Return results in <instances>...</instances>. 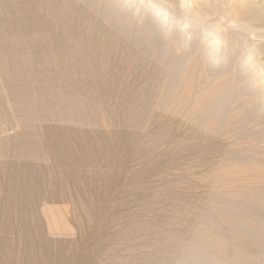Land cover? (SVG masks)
Wrapping results in <instances>:
<instances>
[{
    "label": "rangeland",
    "instance_id": "rangeland-1",
    "mask_svg": "<svg viewBox=\"0 0 264 264\" xmlns=\"http://www.w3.org/2000/svg\"><path fill=\"white\" fill-rule=\"evenodd\" d=\"M102 2L0 0V264H179L230 169L233 133L176 110L186 91L197 98L196 85L177 79L169 90L168 68L143 51L151 33L120 34L99 17ZM255 48L247 64L264 68ZM237 49L227 74L248 57V46ZM255 115L246 131L257 144L264 114ZM52 209L67 211L70 233L51 227Z\"/></svg>",
    "mask_w": 264,
    "mask_h": 264
},
{
    "label": "bare ground",
    "instance_id": "bare-ground-1",
    "mask_svg": "<svg viewBox=\"0 0 264 264\" xmlns=\"http://www.w3.org/2000/svg\"><path fill=\"white\" fill-rule=\"evenodd\" d=\"M259 1L103 0L96 9L99 17L107 23L120 25V29L116 26L120 34L133 36L136 41H142L144 34L151 33L152 38L148 37V41L144 39L148 42L146 43L148 46L143 47V51L147 53L149 48L151 51L148 53L154 55L168 68L164 79H169L171 82L169 90L175 86L174 80L177 79L187 80V88H193L196 85L197 98L191 101L192 93L189 89V92L186 91L188 95L186 103L181 105L178 103L176 108L174 107L176 110L198 118L203 125L215 119L213 123L215 129H224V132L233 133L230 150L228 149L229 152L226 153L231 156L228 160L231 162L230 169L216 178L210 213L201 220L197 234L194 233L191 241H188L179 264H264V138H261L262 142L255 144L252 138L254 134L246 131L249 122L254 119L252 115L258 112L264 114V68L262 62H253L248 65L256 60H253V56L256 57L254 47L261 51L264 48V27L259 26L260 28L257 29L258 27L255 28L256 26L252 24L254 16L264 12V1L262 3ZM196 8L199 10L196 11ZM179 12L186 20L188 19V22L194 18L196 25L194 28L203 29L202 36L199 32L191 33L190 25L180 20ZM210 15H216L218 20L206 23L205 27L207 17ZM224 26H231L234 30L239 29L234 35H239L240 38L235 39L236 36L233 38L231 34H226ZM96 28L99 27L96 26ZM178 28L179 33H177ZM248 33L254 36V39L251 37L253 39L251 44L246 43L248 42L246 36H240ZM139 35H142V38H139ZM155 36L160 41H166L164 48L160 47L161 42L154 41ZM120 40L122 39H119V43ZM238 45L249 47V52L246 54L248 57L244 59L240 69L227 74L231 71L228 67L238 50ZM206 67H209L208 71H205ZM194 79L199 80L197 84L194 83ZM210 79L218 80L210 81ZM234 82L235 85H233ZM218 86L219 89L216 88ZM242 111L249 112V118L245 122H241ZM228 112L233 114L232 122L225 121L224 115ZM260 123L264 126V118ZM258 133L263 137L264 128ZM67 214L65 210L57 212L52 209L49 213L51 227L70 233L72 229L67 223Z\"/></svg>",
    "mask_w": 264,
    "mask_h": 264
}]
</instances>
